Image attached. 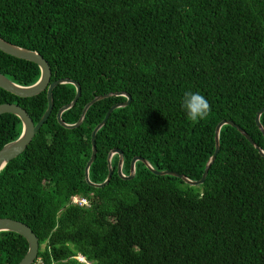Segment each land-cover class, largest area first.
<instances>
[{"label":"trees","instance_id":"trees-1","mask_svg":"<svg viewBox=\"0 0 264 264\" xmlns=\"http://www.w3.org/2000/svg\"><path fill=\"white\" fill-rule=\"evenodd\" d=\"M0 38L37 52L49 82L78 84L63 123H75L95 96L129 95L95 132L92 183L104 180L112 149L121 152L123 175L139 156L153 169L197 180L220 120L264 150L253 121L264 107V0H0ZM0 74L27 86L39 70L0 51ZM188 90L211 105L197 123L181 106ZM73 96V85H55L46 119L0 169V217L35 235L32 264H85L76 255L87 264H264V157L235 128L219 127L218 150L196 186L153 174L139 161L132 178L122 179L113 153L109 179L93 187L83 179L90 132L126 98L93 102L67 129L55 113ZM0 103L20 106L36 123L45 91L17 97L0 88ZM258 121L264 129V112ZM20 128L16 116L0 114V147ZM70 196L86 205L69 203ZM26 248L18 234L0 231V264L16 263Z\"/></svg>","mask_w":264,"mask_h":264},{"label":"water","instance_id":"water-1","mask_svg":"<svg viewBox=\"0 0 264 264\" xmlns=\"http://www.w3.org/2000/svg\"><path fill=\"white\" fill-rule=\"evenodd\" d=\"M0 51L3 52L4 54L10 55L12 57L30 61L34 63L38 70H39V76L37 80L30 85L27 86H21L18 84H15L11 81H9L7 78H5L3 75L0 74V88L9 92L12 95H15L17 97H30L33 96L41 91H45V99H46V107L40 116V118L37 120L36 123H33L30 117L27 115V113L22 109L20 106L13 104V103H0V114L2 113H10L16 116L20 122V133L15 138L14 140H11L5 144H3L0 147V169L12 158H14L16 155H18L28 144L32 136L35 134V132L39 129L41 124L44 122L46 119L47 115L49 114V111L51 109V90L52 88L57 85V84H64V83H69L74 86V96L71 99V101L67 104L62 105L57 112L55 113V120L56 122L63 128H73L81 122L85 110L91 105L93 102L105 98V97H110V96H116V95H121L124 96L126 99L122 103H117L111 105L105 112L103 118L94 126V128L90 132V153L87 161L85 162V165L83 167V179L86 182V184L93 186V187H101L104 185L107 180L110 177L111 174V167L109 164L110 157L113 153L117 154V163H116V173L117 175L122 178V179H130L133 176L134 173V162L139 161L141 162L151 173L156 174V175H163V174H168L175 176L179 179H181L184 183L192 186H196L200 184L206 174L207 168L212 162L217 150H218V129L221 125L223 124H228L235 128L249 144L257 151V153L264 157V150H261L253 141L252 139L236 124H234L232 121L229 120H220L216 123L214 126L213 130V141H214V150L207 159L202 173L200 175V178L197 180H190L187 177L183 176L182 174L168 171V170H156L151 167V165L142 157L139 156H134L130 159L129 161V168H128V174L123 175L120 171L121 168V162H122V156L121 152L118 149H112L107 153L106 156V166H107V174L104 178V180L100 183H92L88 180L87 176V170L89 164L92 162L95 149H94V135L95 132L100 128L104 121L106 120L108 114L110 111L114 108L124 106L128 103L130 97L127 93L124 92H118V93H107L103 94L100 96H95L92 98L89 102H87L81 109V112L79 114V117L77 118L75 123L72 124H66L63 123L62 120L60 119V114L68 109L72 104L75 102L78 94H79V86L78 84L70 80L68 78H62V79H57L54 81L49 82V67L47 62L35 51L32 50H27L21 47H17L15 45H12L3 39L0 38ZM264 112V107L258 109L255 112L254 115V124L256 128L259 130L261 133L263 139H264V129L260 125L258 121V116ZM0 231H9V232H14L21 236L27 245L26 252L24 255L14 264H31L36 256L37 250H38V244H37V238L35 235L31 232V230L22 222L10 219V218H1L0 217Z\"/></svg>","mask_w":264,"mask_h":264},{"label":"clouds","instance_id":"clouds-1","mask_svg":"<svg viewBox=\"0 0 264 264\" xmlns=\"http://www.w3.org/2000/svg\"><path fill=\"white\" fill-rule=\"evenodd\" d=\"M181 106L185 110L187 118L193 123L207 118L211 111L208 100L199 92L191 90L184 92Z\"/></svg>","mask_w":264,"mask_h":264},{"label":"built area","instance_id":"built-area-1","mask_svg":"<svg viewBox=\"0 0 264 264\" xmlns=\"http://www.w3.org/2000/svg\"><path fill=\"white\" fill-rule=\"evenodd\" d=\"M69 202L71 204H75V205H78V206H82V205H86V201L83 199V198H78L77 196H71L70 199H69ZM80 261V260H78ZM82 263H85L87 264V262H85L84 260L83 261H80ZM34 264H40V260H36V262Z\"/></svg>","mask_w":264,"mask_h":264},{"label":"rangeland","instance_id":"rangeland-1","mask_svg":"<svg viewBox=\"0 0 264 264\" xmlns=\"http://www.w3.org/2000/svg\"><path fill=\"white\" fill-rule=\"evenodd\" d=\"M77 261L80 260V261H83V258L79 255H76V256H73ZM79 261V262H80Z\"/></svg>","mask_w":264,"mask_h":264}]
</instances>
